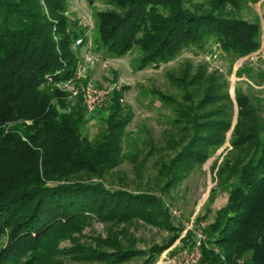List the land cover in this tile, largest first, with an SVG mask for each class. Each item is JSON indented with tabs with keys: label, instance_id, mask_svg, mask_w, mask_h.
<instances>
[{
	"label": "trees",
	"instance_id": "1",
	"mask_svg": "<svg viewBox=\"0 0 264 264\" xmlns=\"http://www.w3.org/2000/svg\"><path fill=\"white\" fill-rule=\"evenodd\" d=\"M108 1L112 7L96 11L97 36L90 41L104 56L136 46L139 68L167 62L189 45L203 48L211 39L233 57L260 45L261 24L241 13L248 0ZM67 7L68 0H0V264H57L66 255L87 264L133 258L138 260L132 264H152L183 228L163 194L205 162L229 130L231 148L215 164L217 183L229 184L228 197L204 228L201 260L264 264L259 100L239 88L234 100L224 73L186 58L166 71L179 97L152 89L173 104L170 129L160 144L150 140L134 162L141 174L148 155L160 149L151 160L155 185L147 178L144 187L110 186L109 176L128 156L123 136L132 115L122 103L126 85L114 88L96 109L104 128L89 138L82 132L87 110L81 95L70 97L57 85L75 75L78 49L89 42L86 27ZM94 219L121 226L81 242L76 234ZM134 220L170 234L139 247L124 232ZM192 233L188 229L186 236ZM67 239L71 243L62 244Z\"/></svg>",
	"mask_w": 264,
	"mask_h": 264
},
{
	"label": "rangeland",
	"instance_id": "2",
	"mask_svg": "<svg viewBox=\"0 0 264 264\" xmlns=\"http://www.w3.org/2000/svg\"><path fill=\"white\" fill-rule=\"evenodd\" d=\"M110 7L112 5L108 0H68L67 7L68 15L84 24L89 37V42L82 44L78 49L82 74L76 80L77 83L89 79L97 85L110 84L115 81L120 86L126 85L122 103L124 110H128L127 112L132 115L131 120L125 126L123 136V150L128 156L115 167L107 180L108 185L115 187L124 184L127 188L144 187L147 178L150 185H155L151 160L159 156L160 149L154 148L148 155L141 174H137L134 162L146 154L150 140L160 144L162 134L170 129L173 104L155 95L152 89L157 88L179 97L180 90L167 80L166 71L178 68L186 58L194 64L205 62L209 71L217 69L218 72L224 73L229 80V92L232 98L235 100V89L237 88L248 92L254 99L259 100L264 115V0H248L241 11L244 17L255 19L261 24L260 45L254 51L233 57L223 50L217 41L211 39L203 48L189 45L184 47L175 58L160 63L158 66L145 68L138 67L139 51L136 46L121 56H104L100 50L97 51L94 48V42L91 43L90 39L97 36L96 11ZM251 53L255 57L251 58ZM86 56L92 59L88 60ZM103 128L104 121L101 112H87L82 132L86 133L89 138H93ZM230 133L231 130L227 132L225 141L212 150V155L205 162L195 168L168 193L163 194L165 204L169 209L175 208L178 211V214L170 211L173 221L181 223L183 228L175 241L164 249L152 264H177L173 257L192 246L198 227L204 224L205 228L215 210L225 204L229 184L217 183L215 164L219 163L227 150L231 148ZM148 172L151 174L149 175ZM185 221H192L193 227L185 228ZM120 226L116 227L120 228ZM116 227L94 219L76 235L81 242L89 243L92 241V235L99 233L104 236L109 230L117 229ZM204 228H202L203 231ZM188 229L193 232L191 237L186 236ZM125 231L134 235L136 245L139 247L148 246L152 242H161L170 234L166 229L135 220L125 225ZM119 234L123 239V234ZM70 243L68 239L62 242L64 245ZM136 260L138 259L133 258L122 264H132ZM57 264H87V262L66 255L61 256Z\"/></svg>",
	"mask_w": 264,
	"mask_h": 264
},
{
	"label": "built area",
	"instance_id": "3",
	"mask_svg": "<svg viewBox=\"0 0 264 264\" xmlns=\"http://www.w3.org/2000/svg\"><path fill=\"white\" fill-rule=\"evenodd\" d=\"M250 57L253 58L255 56L251 53ZM86 59L89 60L92 58L90 56H86ZM81 66L82 65L79 62L75 75L62 82H58L57 85L62 89L67 90L70 97L81 95L87 112L93 113L97 108H100L107 103L111 91L114 88L118 89L120 84L115 81L110 84L97 85L89 79L87 81L77 83L76 80H78L82 74ZM171 210L174 214H178V211L175 208H172ZM184 226L185 228H192V221H185ZM202 228H204V224L196 230V237L192 246L173 257V260L177 264H206V262L201 260V244L206 236Z\"/></svg>",
	"mask_w": 264,
	"mask_h": 264
}]
</instances>
